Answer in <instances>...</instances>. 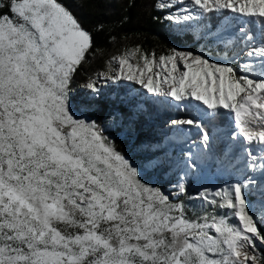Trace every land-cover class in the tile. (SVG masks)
I'll return each mask as SVG.
<instances>
[{"label":"rangeland","instance_id":"obj_1","mask_svg":"<svg viewBox=\"0 0 264 264\" xmlns=\"http://www.w3.org/2000/svg\"><path fill=\"white\" fill-rule=\"evenodd\" d=\"M6 4L0 264H263L264 134L241 133L250 113L264 121V41L235 36L264 0H161L196 40L208 13L225 15L213 39L226 53L149 63L130 50L78 86L90 39L74 18L55 0ZM84 97L115 104L100 121ZM219 110L223 128H199Z\"/></svg>","mask_w":264,"mask_h":264},{"label":"trees","instance_id":"obj_2","mask_svg":"<svg viewBox=\"0 0 264 264\" xmlns=\"http://www.w3.org/2000/svg\"><path fill=\"white\" fill-rule=\"evenodd\" d=\"M77 22L79 27L89 36L90 45L86 51L84 60L76 66L71 82L74 86L81 85L105 70L109 59L123 52L136 50L138 57L145 62L157 63L163 59H169L177 52L190 50L193 52H206L213 57H220L226 53V48L221 43H216L213 36L218 32L222 19L226 16L208 13L202 21V25L210 28L212 32L209 38L196 40L193 29L175 31L174 24L164 18L165 11L159 8L161 0H55ZM11 16L9 6L0 8V17ZM243 29L238 36L236 48L239 49V35L246 37L247 41L255 38L264 41V17L255 16L245 19ZM264 101V91L261 92ZM83 102L88 105L94 103L97 106V118L101 121L114 101L98 99L89 100L84 97ZM87 105V104H86ZM112 105V106H111ZM125 108H120L119 113L124 115ZM247 116V125L242 128V135L264 134V121L258 122L257 118ZM137 120H139L137 118ZM227 118L222 110L212 117H204L199 128L208 134L212 130L222 127L227 123ZM188 129H191L188 127ZM246 129V130H245ZM241 131V130H240ZM194 140L198 139L197 133L190 131ZM116 147L120 152L118 142ZM54 227L63 234L72 236L80 233L74 227L65 228L62 224L55 223ZM264 264V263H263Z\"/></svg>","mask_w":264,"mask_h":264}]
</instances>
